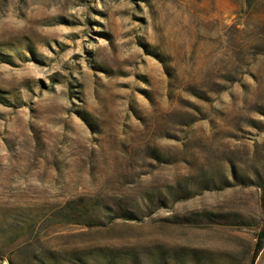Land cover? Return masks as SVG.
Returning <instances> with one entry per match:
<instances>
[{
    "label": "rangeland",
    "instance_id": "rangeland-1",
    "mask_svg": "<svg viewBox=\"0 0 264 264\" xmlns=\"http://www.w3.org/2000/svg\"><path fill=\"white\" fill-rule=\"evenodd\" d=\"M0 264H264V0H0Z\"/></svg>",
    "mask_w": 264,
    "mask_h": 264
},
{
    "label": "trees",
    "instance_id": "trees-1",
    "mask_svg": "<svg viewBox=\"0 0 264 264\" xmlns=\"http://www.w3.org/2000/svg\"><path fill=\"white\" fill-rule=\"evenodd\" d=\"M260 245H261V244H259V245L257 246V247H258V248H257V250H259V248H260Z\"/></svg>",
    "mask_w": 264,
    "mask_h": 264
}]
</instances>
